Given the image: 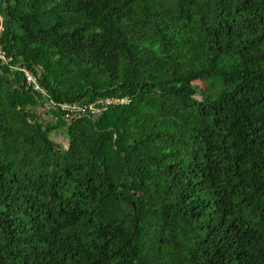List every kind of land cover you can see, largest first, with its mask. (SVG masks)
<instances>
[{
  "label": "trees",
  "instance_id": "1",
  "mask_svg": "<svg viewBox=\"0 0 264 264\" xmlns=\"http://www.w3.org/2000/svg\"><path fill=\"white\" fill-rule=\"evenodd\" d=\"M0 55V264H264V0H0Z\"/></svg>",
  "mask_w": 264,
  "mask_h": 264
},
{
  "label": "built area",
  "instance_id": "2",
  "mask_svg": "<svg viewBox=\"0 0 264 264\" xmlns=\"http://www.w3.org/2000/svg\"><path fill=\"white\" fill-rule=\"evenodd\" d=\"M0 57L2 58V56L0 55ZM25 77H26V80H27V82H28V85L29 86H32V89L35 91V90H41V92H45L43 89H41V87L38 85V83H37V81H36V79L34 78V76L30 73V72H28V71H26L25 72ZM120 100H114V102H119ZM112 101H108V100H106L105 101V104H109V103H111Z\"/></svg>",
  "mask_w": 264,
  "mask_h": 264
},
{
  "label": "rangeland",
  "instance_id": "3",
  "mask_svg": "<svg viewBox=\"0 0 264 264\" xmlns=\"http://www.w3.org/2000/svg\"><path fill=\"white\" fill-rule=\"evenodd\" d=\"M197 86L199 87L198 90L205 88V85L202 83H199V82L197 83ZM64 137L65 138L55 136V140H56V142H63V146L66 147L67 142H68V138H67V136H64ZM62 139H64V140H62Z\"/></svg>",
  "mask_w": 264,
  "mask_h": 264
}]
</instances>
